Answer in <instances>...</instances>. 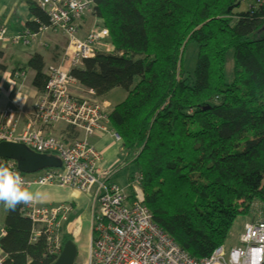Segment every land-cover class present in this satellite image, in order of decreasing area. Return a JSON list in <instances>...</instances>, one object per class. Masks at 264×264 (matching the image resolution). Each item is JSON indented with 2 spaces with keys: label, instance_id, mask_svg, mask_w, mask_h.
<instances>
[{
  "label": "trees",
  "instance_id": "obj_1",
  "mask_svg": "<svg viewBox=\"0 0 264 264\" xmlns=\"http://www.w3.org/2000/svg\"><path fill=\"white\" fill-rule=\"evenodd\" d=\"M27 4L28 34L50 28L46 14ZM88 15L109 46L139 56L100 54L69 73L101 107L112 90L125 93L102 110L108 124L101 134L119 138L122 165L132 166L128 199L136 187L152 222L195 262L223 245L239 218L263 223L264 0H94ZM187 52L195 56L191 74ZM27 68L43 92L42 56ZM63 134L82 139L70 126ZM21 210H6L1 264H53L44 238L30 242ZM63 226L61 247L73 242Z\"/></svg>",
  "mask_w": 264,
  "mask_h": 264
},
{
  "label": "built area",
  "instance_id": "obj_2",
  "mask_svg": "<svg viewBox=\"0 0 264 264\" xmlns=\"http://www.w3.org/2000/svg\"><path fill=\"white\" fill-rule=\"evenodd\" d=\"M49 20L50 28L37 34L14 36V43L26 39L37 44L38 37L48 30L58 31L66 39V47L58 65L51 67L43 92L34 103L33 112L20 137L14 136L16 114L7 108L0 113V143L22 144L40 155H52L61 161V171L48 169L35 175L20 173L16 164L0 160L18 173L29 189L58 187L78 194L93 189L95 209L91 216L89 251L85 264H264V222L249 223L230 248L219 247L200 262L190 259L152 222L139 196L128 197L115 185L108 183L109 174L99 171L101 156L89 139L95 133H107V117L102 107L89 97H81L71 90L75 85L69 73L100 54L122 58L126 51L116 50L106 42V32L97 27L82 34L83 16L90 14L94 0H33ZM6 28L0 25V44L6 41ZM89 92L88 96L91 97ZM63 124L81 132L82 139L63 143L44 136L34 127ZM116 141L119 140L114 134ZM24 217L31 223L30 242L41 237L56 257L61 251L59 231L70 207H41L33 201L20 204ZM4 236L1 233L0 239ZM5 255L0 250V264Z\"/></svg>",
  "mask_w": 264,
  "mask_h": 264
},
{
  "label": "crops",
  "instance_id": "obj_3",
  "mask_svg": "<svg viewBox=\"0 0 264 264\" xmlns=\"http://www.w3.org/2000/svg\"><path fill=\"white\" fill-rule=\"evenodd\" d=\"M27 2L34 3L33 0H0V25L4 26L7 31L6 41L0 44V113L7 108L14 110L16 114L15 137H20L24 133L33 112L34 103L39 96V92L32 86L34 73L27 68L28 60L35 54L41 55L45 64L44 73L47 74L48 69L60 63L65 47L64 41L59 43L58 37L50 33L40 35L37 44L27 45L26 39H21L16 44L13 43L12 38L14 36L21 37L28 34L25 25L32 18L28 12ZM71 90L78 96H88V92L79 86L73 85ZM102 103L109 104L108 100ZM106 110L104 112H107ZM65 128V125L57 124L49 128L34 127L33 130H41L44 136L65 140L67 138L63 134ZM72 140L73 138H69L65 142L70 143ZM90 144L101 154L99 167L113 171L112 176L107 181L112 183L115 181L114 174L116 171L123 168L120 143H117L110 134L98 133L90 139ZM29 190L34 193L33 202L37 206L58 207L65 205L70 207V212L63 223V229L66 228L72 217L76 215L86 217V222H82V230L85 232L88 243L87 250L89 251L90 220L95 209L92 193L95 189L86 195L58 187ZM6 210L4 205L0 203V237L3 232Z\"/></svg>",
  "mask_w": 264,
  "mask_h": 264
},
{
  "label": "rangeland",
  "instance_id": "obj_4",
  "mask_svg": "<svg viewBox=\"0 0 264 264\" xmlns=\"http://www.w3.org/2000/svg\"><path fill=\"white\" fill-rule=\"evenodd\" d=\"M244 9H245V5L242 4L241 7H240V10H244ZM83 20L84 21H83V24H82L83 28H82L81 35L85 34L91 28L96 26V24L94 23V20L88 14H84ZM52 35H54V34L52 33ZM56 36L59 39V43H63V41L65 42L64 46L66 47V39L64 37L60 36V35H57V34H56ZM14 44H16V43H14ZM65 47H64V49H65ZM122 57L130 58L132 60L139 58V56H136V55H134L132 53L130 54V52H126L124 54V56H122ZM194 58H195V56L194 55L192 56L189 52H187L185 54V57H184L185 71L189 72L190 74L192 73ZM87 97L91 98L90 96H87ZM124 97H125L124 91H122L120 89L112 90L111 92H109V94L107 96H105V100H108L110 105L109 104L108 105L107 104H103L104 106H102V110L103 109L104 110L107 109L106 113H109L110 110H111V108H110L111 105L114 106V105L120 103L124 99ZM112 137L116 141L115 137L114 136H112ZM116 142L120 143L119 140L116 141ZM100 156H101V154H100ZM131 170H132V166H129V165L123 167L122 169H119L114 174L115 175V179H114L115 181H113V182L115 184L112 182V184L116 185L126 195L129 194V192H130L129 188H128L127 178H128V175L130 174ZM99 171L105 172V173L107 171L108 174L110 173L109 174V178L113 174L112 170L101 169L100 167H99ZM132 189H133L134 192H136V196H139V190L136 187H133ZM80 195H82V194H80ZM251 218L252 217L249 216V215L247 217L239 218L238 221L232 226V228L230 230V233H229L228 239L224 242L223 245H221V247L230 248V247H233V246L237 245L239 243V240H237V239H238L239 235L241 234V232L244 231L245 227L249 223L253 222V220ZM82 222H86V217H84V216L82 217L81 215L80 216L76 215V216L72 217L71 220H69V222L67 223V226H66V228H67L66 231L68 232L69 235H71V237L73 239V242H74V244L76 246V250H77V256H76V259H75L76 264H85L86 263L87 254H88V250H87L88 243H87V240L85 238L86 237L85 232H83V230H82ZM90 223H91V220H90ZM232 231H233V233L234 232L237 233V237L236 238H233L231 236ZM90 234H91V227H90Z\"/></svg>",
  "mask_w": 264,
  "mask_h": 264
},
{
  "label": "water",
  "instance_id": "obj_5",
  "mask_svg": "<svg viewBox=\"0 0 264 264\" xmlns=\"http://www.w3.org/2000/svg\"><path fill=\"white\" fill-rule=\"evenodd\" d=\"M0 160L14 162L17 170L24 175H35L48 169L61 168V161L58 158L37 154L22 144L11 142L0 143ZM76 256L77 250L74 243L67 241L61 247L53 264H76Z\"/></svg>",
  "mask_w": 264,
  "mask_h": 264
},
{
  "label": "clouds",
  "instance_id": "obj_6",
  "mask_svg": "<svg viewBox=\"0 0 264 264\" xmlns=\"http://www.w3.org/2000/svg\"><path fill=\"white\" fill-rule=\"evenodd\" d=\"M35 196L24 184L23 178L4 164H0V203L15 211L20 204H28Z\"/></svg>",
  "mask_w": 264,
  "mask_h": 264
},
{
  "label": "bare ground",
  "instance_id": "obj_7",
  "mask_svg": "<svg viewBox=\"0 0 264 264\" xmlns=\"http://www.w3.org/2000/svg\"><path fill=\"white\" fill-rule=\"evenodd\" d=\"M231 236H232L233 238H236V237H237V233H236V232L233 233V231H232Z\"/></svg>",
  "mask_w": 264,
  "mask_h": 264
}]
</instances>
